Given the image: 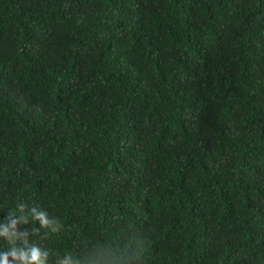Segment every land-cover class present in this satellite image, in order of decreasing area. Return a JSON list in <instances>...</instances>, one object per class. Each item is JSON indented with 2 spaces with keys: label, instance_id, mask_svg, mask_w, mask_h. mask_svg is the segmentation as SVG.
Segmentation results:
<instances>
[{
  "label": "trees",
  "instance_id": "trees-1",
  "mask_svg": "<svg viewBox=\"0 0 264 264\" xmlns=\"http://www.w3.org/2000/svg\"><path fill=\"white\" fill-rule=\"evenodd\" d=\"M19 203L60 220L17 224L46 264H264V0H0V219Z\"/></svg>",
  "mask_w": 264,
  "mask_h": 264
},
{
  "label": "clouds",
  "instance_id": "clouds-1",
  "mask_svg": "<svg viewBox=\"0 0 264 264\" xmlns=\"http://www.w3.org/2000/svg\"><path fill=\"white\" fill-rule=\"evenodd\" d=\"M30 220L35 222L34 227ZM17 224L30 225L33 233L43 230L45 236L57 233L62 227L60 220L45 207L19 203L0 219V240L7 245L6 250L0 251V264H46L48 253L39 244L29 243L28 229H17ZM61 256L56 264H128L126 258L104 246L94 247L86 258L70 251Z\"/></svg>",
  "mask_w": 264,
  "mask_h": 264
}]
</instances>
